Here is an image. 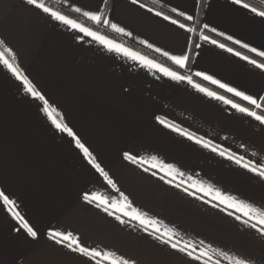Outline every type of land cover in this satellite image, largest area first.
I'll return each instance as SVG.
<instances>
[{
    "label": "crops",
    "instance_id": "0c3cea01",
    "mask_svg": "<svg viewBox=\"0 0 264 264\" xmlns=\"http://www.w3.org/2000/svg\"><path fill=\"white\" fill-rule=\"evenodd\" d=\"M45 1L176 67L181 68L162 52L189 58L193 31L188 29L193 27L141 1L111 0L105 14L107 0ZM148 1L179 16L183 12L184 19L192 16L189 21L193 24L201 0ZM243 3L250 7L244 8L234 0H204L200 25L210 34L199 31L189 74L179 73L223 96L220 100L187 80H173L122 52L110 51L26 0H0V51L12 49L5 52L6 57L44 96L52 112L50 118L44 111V100L33 97L23 82L0 64V191L16 201L14 211L37 232L36 237L29 236L9 206L0 201V264H111L102 258L92 261L57 243L49 236L53 231L72 232L83 246L111 252L117 259H132L135 264H203L207 259L195 261L164 243L168 239L163 236L165 230L174 234L172 242L179 241L181 247L192 245L195 255L206 249L209 264H234L229 257L264 264V236L257 230L261 226L257 223V228L250 227L256 223L252 220L244 224L247 217L214 198L219 190L254 206H264V177L243 167L249 164L264 169V124L225 103L231 100L264 115V68L257 66L260 61L242 52L264 59L259 55L264 51V17L254 6L264 9V0ZM77 7L80 12L74 11ZM86 11L98 12L103 19L124 28V33L102 21L97 24L89 20L83 15ZM228 36L233 39L228 40ZM219 44H225V48ZM251 48L257 51L251 52ZM187 66L188 60L181 69ZM197 72L253 96L260 107L197 76ZM53 119L72 129L91 158L85 157L75 138L58 129ZM196 140L210 142V147ZM125 153L136 156L137 162L126 159ZM91 159L100 164L115 187ZM160 162L174 165L179 172L173 177L152 167ZM195 182L205 188L211 186L213 191L201 192L192 187ZM86 193L124 203L123 193L131 204L128 211L136 209L146 214L145 218L157 221L160 231L152 226L145 231V225L112 208L105 212L103 205L84 200ZM237 215L241 220L235 218Z\"/></svg>",
    "mask_w": 264,
    "mask_h": 264
},
{
    "label": "snow or ice",
    "instance_id": "6c2138e0",
    "mask_svg": "<svg viewBox=\"0 0 264 264\" xmlns=\"http://www.w3.org/2000/svg\"><path fill=\"white\" fill-rule=\"evenodd\" d=\"M26 2L29 5H33L38 9H41L44 13L49 14V16L55 20L60 22L61 24L78 31L79 33L84 34V36L91 37L93 40L98 41L100 44L105 45L110 51H116V52H122L125 56H129L134 60H139L142 64H144L146 67H151L159 72H162L165 76L171 77L173 80L177 81H183L187 80L188 83L193 84L194 87L199 89L200 91L206 92L207 95L215 97L220 100H224L223 96H217L215 92H209L205 88H201L199 84H194L191 77H186L177 71H173L171 68L164 66L162 63H158L156 60L149 59L146 56L140 55L138 52H134L129 48L124 47L121 44L116 43L114 40L109 39L107 36L102 35L98 31H94L90 27H86L83 23H79L76 19L70 18L68 15H64L59 11L54 10L53 8L47 6L44 3V0H26ZM132 3L136 4L138 3V0H132ZM235 4H242L244 8H249V4L243 3V0H234ZM143 7V5H141ZM75 12H80L81 9L79 7L74 9ZM172 11H176V9H172ZM252 12H257L256 8L251 9ZM157 15H162L161 13H156ZM259 16L264 17V11H260L257 13ZM83 15L88 18L91 21H94L95 23L99 24L101 21L105 25H110V27L119 33H124V28L119 27L115 23H111L108 19H103L102 15L98 12H92V11H86L83 13ZM181 16H184L185 13L181 12ZM164 19L168 20L170 17L165 16ZM186 19L192 20V16H187ZM173 24L178 23L176 20H172ZM181 28H184V24L179 25ZM204 28H208V25L205 24ZM188 31H194V29H188ZM211 31L215 32L216 29L213 28ZM128 35H131V33H128ZM220 35H224V33H220ZM80 39H83V37H80ZM202 39L208 40V36H202ZM228 40H232V36L227 37ZM146 43V42H145ZM211 43L216 44V40H212ZM236 44H240V40H235ZM0 44H3V41H0ZM244 48H249L248 44L242 45ZM149 48L152 47L151 44L148 45ZM220 48H225V44H219ZM156 52H161L160 48L155 49ZM227 51L232 52V48H227ZM251 52H256V48H251ZM5 52H12V49L6 48L4 51H0V64L4 65L18 80H21L23 84L25 85V90L29 92L33 97H38L41 100H44V96L35 89V87L32 85L31 81L27 78V76L23 75L20 68L17 65H14L10 60L6 57ZM162 55L164 57H168L175 65L180 66L183 68L186 64V61L188 60V56L186 55H170L167 51L162 52ZM235 55L240 56V52H236ZM259 55L261 57H264V51L259 52ZM243 59L248 60V56H244ZM250 63L253 65H257L256 60H251ZM260 68H264V63L257 65ZM197 76H203L205 80H211L212 83L218 84L221 88L226 89L230 93H234L238 97H242L243 100L248 101L251 105H255L257 108L260 107V104H258L257 99H255L251 95H246L242 91H238L234 87H230L227 84L221 83L219 80L213 79L211 76L205 75L202 72H197ZM264 99V98H261ZM225 103L231 104L233 108L237 109L238 111L242 113H246L249 116L255 117L257 121H260L262 124H264V115H257L255 111H250L247 107H242L240 104L233 103L231 100H225ZM44 111L48 113L49 117H52V112L49 110V105L46 100H44ZM159 119V118H158ZM53 123L55 126L60 129L61 131L67 132L70 136L75 138L76 146L83 150V153L85 157L91 158V153L89 152L88 148L85 147L83 143H81L80 139L76 137V134L70 129L66 124L59 123L57 120L53 119ZM160 123H164L163 120L160 121ZM167 127L171 128L172 125L168 124ZM175 131H180L179 128H176ZM183 135H187L189 139H194L193 136L189 135L188 133H182ZM196 143L202 144L204 147H210V142H205L203 140H196ZM213 151H216L215 148L212 149ZM220 155H224L223 152H220ZM125 158L132 161L133 163H136L138 158L136 156L130 155L128 153H125ZM142 159V158H140ZM153 161H155L157 158L153 156L151 158ZM229 159H233V157H229ZM242 159V158H241ZM90 162L93 164V166L105 177V179L108 181L110 185H113L115 187L113 181L108 178V174L104 171L103 168H101L100 164L96 163L94 159H91ZM237 163H240V160L236 161ZM153 168H159L161 171L166 172L169 176H175L179 170L175 168L172 164H164L162 162L160 163H154L152 164ZM243 167L248 168L252 172H257L260 177H264V169L258 170L257 167L250 166L249 164H244ZM182 175V173H179ZM168 183H172V180H169ZM177 187L180 185L177 184ZM193 188H199V191L205 192V193H211L213 189L211 186L205 188L203 184H200L199 182H195L192 185ZM185 191L188 189L185 188ZM194 194V193H193ZM121 196L123 197L124 203H121L120 201H113L110 202L107 198L101 197L98 193H92L91 195L85 194L84 200L89 202H97V206L103 205V210L105 212H109V208L114 209L116 212L123 213L124 216H128L133 220L139 221L141 225H145V231H147V226H152L154 231L159 232L160 229L156 227L157 221L153 219H147L145 218L146 214L140 213L136 209H132L131 211H128L129 208H131L130 202H128V198L121 193ZM217 199L221 204H225L227 207L235 209L236 212H239L242 214L243 217H247V219H244L242 222L246 225H249V221H256V223H251L249 226L252 228H257V223L261 226L257 230L259 233L264 236V206L258 207L254 206L251 203H248L244 200L237 199L234 196L231 195H225L219 190H216V195L214 197ZM0 201L3 202L5 206H9V211L12 212V215L20 221L22 228L26 230L27 234L31 237H36L37 232L34 230L33 226L29 224L27 220L24 219L23 216L20 215L19 212L14 211V208L16 207V201L13 199H10L9 195H6L4 191H0ZM111 214V213H110ZM241 215H237L235 218L237 220H241ZM118 220H120L121 223H124V221L120 218V216L116 217ZM173 233L170 230H165L163 233V236L168 237L167 240H164V243H169L170 246L173 249H178L180 252H185L189 257H191L195 261H200L202 258L204 259L203 264H209V260L211 259L209 257L208 251L206 249H200L199 255H195L194 252L196 249L192 245L185 244L183 247L180 246L179 241L172 242ZM49 236L51 239L56 241L59 244L65 245L68 249L78 252L86 257H88L92 261H96V258H102L104 261H111V264H135V261L132 259H126L123 256L119 257L118 259L114 257L113 253L111 252H101L97 250L96 248H88L83 246L80 241L75 238L72 234V232H62V231H53L49 233ZM158 239H161V237H157ZM203 243V242H201ZM210 247V246H209ZM192 249V250H189ZM221 255H226L224 253H221ZM229 259H234V264H250L249 260L242 257H236L232 258L229 257ZM97 264H100V261H97ZM214 264H220L219 261H215Z\"/></svg>",
    "mask_w": 264,
    "mask_h": 264
},
{
    "label": "trees",
    "instance_id": "16d2710c",
    "mask_svg": "<svg viewBox=\"0 0 264 264\" xmlns=\"http://www.w3.org/2000/svg\"><path fill=\"white\" fill-rule=\"evenodd\" d=\"M138 1H141V2H143L145 4H147V5H150V6L154 7V8H156V9L166 13L167 15L171 16L172 18H174V19H176V20H178V21H180V22H182L184 24H187V25L193 27L194 31H193L192 42H191L190 51H189L188 66H187L188 68L181 69L179 67H176L173 64L169 63L168 61H166V60H164V59H162V58H160L158 56H155L154 54H152V53H150V52H148V51H146V50H144V49H142V48H140V47H138V46H136V45H134V44H132L130 42H127V41L121 39L120 37L115 36L114 34H111L110 32H108L107 30L103 29L99 25L91 24V23L83 20L82 18H80V17H78V16H76V15H74V14H72V13H70V12H68V11L58 7V6H56V5H54V4H51V3H49V2H47L45 0H44V3L46 5H48L49 7H51L53 9L65 14V15H68L70 18L76 19L77 21L83 23L84 25H86V26H88V27H90V28H92V29H94V30H96V31L108 36V37H111L112 39L117 40V41H119V42H121V43H123V44H125V45H127L129 47H131L132 49H135L138 52L143 53L144 55L156 60L159 63L164 64V66L169 67L172 70H175V71H177V72H179V73H181L183 75L189 74V64H190V61H191L192 56H193V52H194V49H195L196 40H197V36H198L199 31H203V32H206V33L210 34L206 30L201 29V25H200V16H201L204 0L200 1L198 18H197V21L195 23H193V24L189 20H186V19L182 18L181 16H179V15L173 13V12H170V11H168V10H166V9H164V8L154 4V3H151L148 0H138ZM110 2H111V0H107L106 1L105 6H104V10H103V14L106 13V11H107V9H108V7L110 5ZM254 6L257 7L258 9L264 11V9L262 7H260L259 5L254 4ZM242 52L244 54H246V55H248L250 57H253L254 59L260 61L261 63H264V59L256 57V56H253L252 54H250L248 52H244V51H242Z\"/></svg>",
    "mask_w": 264,
    "mask_h": 264
}]
</instances>
